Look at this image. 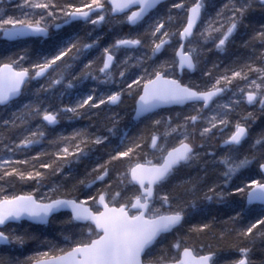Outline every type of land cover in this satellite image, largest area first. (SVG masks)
<instances>
[{"label":"snow or ice","instance_id":"1","mask_svg":"<svg viewBox=\"0 0 264 264\" xmlns=\"http://www.w3.org/2000/svg\"><path fill=\"white\" fill-rule=\"evenodd\" d=\"M162 5L165 0H18L12 5L18 15L0 7V34L5 40L51 38L48 50L38 52L36 59L24 49L0 59V182L35 185L19 193H7L0 186V264H264V255L253 258L258 245L264 253V178L231 184L253 163L264 173V126L255 134L251 130V124L264 116V0H222L213 13H207L208 0H168L163 13ZM257 10L259 21L251 18ZM174 17L180 23L172 28ZM113 20L127 24L130 31L117 35L95 58L88 53L100 47V38H92L91 31L85 36L79 31L55 36L51 32L78 22L95 29ZM238 34L246 54L235 56L231 66L216 75L211 69L203 71V76L211 77L206 84L183 82L186 71L197 69L204 51L227 52ZM173 38L178 44L174 57L157 62ZM209 44L211 48L206 47ZM140 48L149 51L134 55ZM33 80L44 81L32 92L35 99L14 107ZM89 80L93 83L85 86ZM102 85L117 87L101 90ZM57 88L60 102L54 107L46 101ZM125 93L137 97L136 118H149L147 135L129 136L125 131L113 146L110 137L118 135L119 118L110 113L103 125L107 135L80 127L49 138L48 129L60 123L62 114L68 120L91 119L121 103ZM65 94L76 99L64 103ZM242 103L252 110L233 120L232 113ZM166 105L187 106L188 111L175 117L153 115ZM33 121H38L35 126ZM229 125L228 134L220 138L221 153L205 147ZM173 138L175 143L169 145ZM45 140L51 150L28 155ZM245 145L244 154L236 155ZM98 146L105 148L107 158L91 160ZM145 148L159 155L142 161V154L148 155ZM88 160L90 166L85 164L80 173L76 166ZM117 163L126 167L116 169L113 180L110 174ZM217 166L219 177L212 178ZM192 168L195 175L184 171ZM50 177L61 182L48 187L51 195L38 196ZM235 193L245 195L247 205H259V210L234 207L223 220L213 216L189 224V233H212L220 241L232 237L225 248L201 244L196 252L187 235L180 233L190 210L204 202L231 205L226 198ZM61 211L69 213L65 222L78 230L64 235L65 246L45 239L44 251L23 258L22 253L12 254L39 237L28 228L8 225L23 221L47 225ZM233 251L234 256L222 255Z\"/></svg>","mask_w":264,"mask_h":264},{"label":"trees","instance_id":"2","mask_svg":"<svg viewBox=\"0 0 264 264\" xmlns=\"http://www.w3.org/2000/svg\"><path fill=\"white\" fill-rule=\"evenodd\" d=\"M17 2H18V0H0V7H2L9 14L18 15L19 9L12 6ZM74 2H75V0H74ZM221 2H222V0H208L207 13H213L214 9L216 7H218ZM166 5L161 7L162 13L165 11ZM173 11H175V10H173ZM251 18L253 20L259 21L261 19V13L259 12V10L254 12L252 14ZM72 31H79L81 36H85L86 32L91 31L92 38L99 36L100 47L93 48L88 53L89 58H95V57H98L100 55V52H101V49L103 46H105L109 42H112L115 39L116 36H114V31H121L122 33L125 34V33H128L130 31V28H128L125 24L116 23L115 20H113L111 23H107V22L103 23L102 25L97 26L95 29H93V27L91 25H84L83 22H79V23H74L71 26H67V27L63 28L60 31V33L72 32ZM131 31L135 32L137 30L131 29ZM242 31H244V30H242ZM55 34L56 33H53V36H55ZM143 38L145 40V37H143ZM50 39L51 38H45V39L25 38V39H22L20 41L7 42V41L1 40V37H0V59H3L5 56H7L9 54L16 53V52L20 51L21 49L26 50L27 55L31 59H36V55L38 52L43 54L48 50ZM176 46H178L177 41H176V39H173L172 44L169 45L165 49V53L166 54L170 53L172 55L173 51H171V49L175 48ZM206 47L211 48V44L207 45ZM143 51L147 52L148 49L147 48H140V49L135 50L133 54L134 55H142ZM121 54H123V52H121ZM244 54H246V50L241 47V36L238 34L236 36L234 42L229 44L227 52L220 53V52H217L215 49H212V51H204L200 56V63L198 64V67H197L195 73H193L192 75L183 76L182 80L185 83H187L189 81H193V82L199 83L201 85L206 84L211 80V77H207L206 82L201 83L199 80L201 77L198 76V74H197L198 71H201V76H202L203 71L211 69L213 72V75H216L223 70L225 65L231 66V63H232L235 56H237V55L242 56ZM148 63L151 64L152 62L149 61ZM213 63L219 64V68L212 69L211 65ZM43 82H44L43 80L38 81L36 83L31 82V84L29 85L28 89L25 91L22 98L19 101L14 103V107H19L21 104L26 103L29 100H34L35 97L32 95V92L39 86V83H43ZM92 83L93 82L90 80L86 81L85 86H90ZM106 87L107 86L102 85L101 90H104ZM59 91H60V89L57 88L55 90V94L49 93L48 94V100H50V99L55 100L56 104L58 105L60 102ZM228 95H230V94H228ZM136 98L137 97H136L135 93H133V95H128L127 93H125L123 98H122V102L119 103V105L117 107L111 106L110 109H105L106 111H108L110 113H114L123 104L128 105L130 108L127 113H117L119 120L124 118V122H121L118 124V135L116 137H110L113 146L115 144L119 143V136L122 135L125 131L128 132L129 136H137V135H140L141 133L147 135L151 131L149 118L139 122L138 124H136L134 126H132L130 124V119L132 117L131 112H132L133 104H134ZM62 99H63L64 103H69L70 101H74L76 99V96L75 95L69 96L68 94H65ZM102 108H103V106H102ZM250 110H252V109L251 108L250 109L244 108V113L246 111H250ZM92 111L95 112L96 110L93 109ZM185 112H187V111H185ZM110 113H100L99 116H92L91 119H89L88 117L85 116V117H79V118H76L73 120H68L62 114L61 119H60V123L57 124L56 126H54L53 128L48 129L49 138H51V136L56 134V133L63 132L64 134H68L72 131L73 128L86 127L89 130H91V129L93 130V128L95 126L94 129H97L98 126H101V125L103 126L105 123H107V121H105V117L108 116ZM176 113H177V111L173 110V113H158L157 115H154V116L160 117V116H168L169 114H171V115H173V117H175ZM244 113H236V111H235L232 113V119L233 120L238 119ZM258 115H259V113H258ZM37 122L38 121H33V126H35V123H37ZM96 125H97V127H96ZM262 126H264V116H260V119H258L253 125V127H259V129ZM230 128H231V125H229V129ZM198 139L200 140V138H198ZM207 142H211V140L209 139V140H207ZM205 145H209V143H206ZM51 148H52V146L47 143V140H45L40 145L34 146L33 151L29 152L28 155H32V154H34L35 151H39L40 149L51 150ZM99 149L105 150V148L103 146H98L97 151L92 154L91 160H95L96 156H99V154H98ZM42 159H47V157H42ZM91 160L85 161L84 163L77 165L76 168L78 169V171L80 173H83V171L85 170V164H88L90 166ZM251 165L257 167V165L255 163H253ZM192 174H193V172H192ZM195 174H193V175H195ZM181 175H183V173ZM210 175L213 178L215 175H217V173L213 172V173H210ZM113 176H114V174L111 173L110 178L114 179ZM253 178L254 179H260L261 177H260V175L255 174V177H253ZM53 182L59 183L61 181L57 177H50L45 182L47 187L45 189H42L41 191H39L37 193V195L38 196L39 195H45V194L51 195L52 193L48 192V187H51ZM0 183H3V182H0ZM21 184H23V183L16 182L15 185L17 186V188L12 190L9 193H12V192L19 193L20 191H22L18 188V187H23V185H21ZM29 184H31V183H26L25 187L28 186ZM95 187H97V186L94 185L92 190H94ZM81 188H82V191H89V189H85L82 186H81ZM73 195H76V193H73ZM227 200H229V198ZM234 207L237 208V210L239 207H244L242 205L240 198L237 196L234 197L231 205L223 203L220 206L214 207V206H211L210 204H208V205L204 204L201 207L203 209V211H201V209H200L193 216H191L189 219L187 218V223L184 225L183 228L180 229L181 235H187V237H188L187 243L190 246H192L196 252L201 251V249H200L201 244H203V245L212 244L213 246L219 244V245H221L222 248L227 247V245L231 242L232 237H227L224 241H220L212 233H206V234L189 233L188 232V226L191 223H195L201 219H206V218L210 219L213 216H215L218 221L223 220L228 215L232 214ZM253 208L255 209V211L259 210V208H257V207H253ZM255 211H253V213H252L253 215H255ZM67 217H68V214H65V213H60V214L56 215L55 217H53L51 219V222L47 225V227L45 229L46 234L52 236L51 241L56 243V245L58 247L59 246H65L64 235H66V234L67 235H73V234H77V232H78L76 225L65 222ZM220 226L221 225H219V224L216 225L217 228H219ZM8 227L9 228L14 227V228H17V230H22L24 228H28L29 231L34 232L39 237V239H38L39 243L38 244H35V245H26L25 244L23 246V248L20 251V254L21 253L23 254L21 256V258H23V256L32 255L31 250H33L35 253L37 251L36 249L38 248V246L43 245V243H42L43 241H41V240H45L47 238V236L45 234L38 233L36 227H33L32 225H29V224L24 223V222L19 224V225L8 226ZM58 227L66 229L61 237L56 232V228H58ZM168 239L171 240L172 237L170 236ZM29 241H31V240H29ZM234 253H235L234 251L233 252H227V253L222 252V255L231 256ZM262 255H264V253H262L259 250V245H258L257 250L254 251L253 258L256 260H259V259H261Z\"/></svg>","mask_w":264,"mask_h":264},{"label":"bare ground","instance_id":"3","mask_svg":"<svg viewBox=\"0 0 264 264\" xmlns=\"http://www.w3.org/2000/svg\"><path fill=\"white\" fill-rule=\"evenodd\" d=\"M167 2H168V0H165V5L167 4ZM186 2H188V0H186ZM162 6H164V5H162ZM161 6V7H162ZM116 19H120V17H117ZM115 22H116V20H115ZM79 23V22H78ZM117 23V22H116ZM180 23V18L179 17H174V19H173V21L171 22V27L172 28H175V27H177L178 26V24ZM128 28H130L127 24H125ZM67 26H69V25H65L64 26V28L65 27H67ZM62 29H60V30H57V29H55V28H52L51 29V32L52 33H57V32H60ZM139 31H143V29L141 28V29H139ZM124 33H122L121 31H114V36H117V35H123ZM0 37H1V40H3V41H7V40H5V39H3L2 38V34H0ZM28 38H39V39H45L44 37H28ZM25 39V38H24ZM173 39H176V38H173ZM145 40L147 41L148 40V37L147 36H145ZM176 41H177V39H176ZM7 42H13V41H7ZM168 47V46H167ZM166 47V48H167ZM177 47V46H176ZM149 51V50H148ZM147 51V52H148ZM171 51H173V53H172V55L169 53V54H166L165 53V50L164 51H162L160 54H158V57L156 58V60L159 62L160 60H171L173 57H174V55H175V53H174V48L173 49H171ZM145 52L143 51V53L142 54H144ZM124 54V53H123ZM123 54H121V53H119L118 55L120 56V57H122L123 56ZM196 71V70H195ZM195 71H193V72H185V74L183 75V76H185V75H192L193 73H195ZM197 74H198V76H200L201 78L199 79L200 80V82L201 83H205L206 82V80H207V77H205V76H203V74H202V76H201V71H198L197 72ZM177 75L179 76V73H177ZM183 78V77H182ZM117 79H119V77H117ZM39 81H41V80H39ZM32 82H38V81H36V80H33ZM108 87H112V88H115V87H117V85H108L106 88H108ZM24 95V94H23ZM22 95V96H23ZM22 96H20L18 99H17V101H19L21 98H22ZM137 99V98H136ZM225 99H227V96H225ZM17 101H15V102H17ZM136 101V100H135ZM46 102H51L52 104H53V106L55 107L57 104H56V101L55 100H47ZM119 105V104H118ZM118 105H113V107L115 106V107H117ZM244 108H247V109H250V107L249 106H247L246 104H244V103H242L239 107H238V109H237V111H236V113H244ZM129 106L128 105H126V104H123L120 108H118L117 109V111L116 112H114V113H127L128 111H129ZM173 110H176L177 112H179V113H184L185 111H188V108H187V106H181V107H174V108H165V109H162V110H159V111H157V112H155L153 115H157L158 113H173ZM100 113H110V112H108V111H106V110H104V111H101ZM132 116H133V113H135V102H134V104H133V108H132ZM123 117V116H122ZM162 117H167V116H162ZM145 119H148V117L147 116H144V117H142V118H139V119H136V120H134L133 119V117H131V119H130V124L132 125V126H134V125H136V124H138L139 122H141V121H143V120H145ZM106 121V120H105ZM121 122H124V118H122L121 120H119V122H118V124L119 123H121ZM253 125H254V123H252L251 124V130H252V132H253V134H255L256 132H258L260 129H259V127H253ZM96 127H97V125H96ZM94 128H95V126H94ZM93 128V130L91 129V130H89V131H91V132H100V133H103V134H106L107 135V132H106V130L104 129V127L101 125V126H98L97 127V129H94ZM162 130V129H161ZM229 127L228 128H225L224 129V131L221 133V132H217L212 138H210V140H211V142H207L206 141V143H209V145H205V147L207 148V147H209V146H211L218 154L219 153H221L222 151H223V148H222V146L220 145V138L222 137V136H225V135H227L228 134V132H229ZM199 138V136H197V138H196V143L197 144H199L201 141L198 139ZM168 143H169V145H171V144H173V143H175V139L173 138V139H169V141H168ZM247 150V145H245L244 146V148H242L239 152H237L236 153V155H243L244 154V152ZM145 151L148 153V155L146 156V157H144L143 156V154H142V161L144 160V159H149V160H154V157H156V156H158L159 155V153H153L152 152V150L150 149V148H145ZM201 151H203V150H201ZM98 154H99V156H102V157H104V158H107L106 157V150H98ZM124 167H126V165H124V164H121V163H117L116 165H115V169L112 171V174H114V176H113V180H115L116 179V169H119V170H123L124 169ZM184 171H186V172H193V174H195L196 173V169L195 168H192V169H186V170H184ZM219 167L217 166V170L215 171L216 173H217V175H215L213 178H216V177H219ZM255 174H257V175H260V177L261 178H264L263 177V175H262V172H261V170L258 168V166L257 167H255V166H253V165H249L247 168H245V169H242L236 176H234L233 177V179H232V181H231V184L232 185H234V186H241L243 183H245L249 178H253V177H255ZM21 185H23V187H18L20 190H22V191H30L31 190V188L32 187H34L35 185L34 184H29L28 186H26L25 187V185H26V183H23V184H21ZM0 186H2V187H4V190H5V192H7V193H9V192H11L12 190H14V189H16L17 188V186L15 185V186H12V185H6V184H3V183H0ZM97 187L99 186V184H97L96 185ZM47 187V185L45 184V186L44 187H41V189H40V191L42 190V189H45ZM173 187V185L172 184H169V185H167V188L170 190L171 188ZM235 196H237V197H239L240 198V200H241V202H242V205L244 206V207H257V208H259L260 206L259 205H253V206H248L247 205V200H246V196L245 195H243V194H240V193H235L232 197H228L229 198V200L230 201H232L233 199H234V197ZM228 198H226V199H228ZM204 204H206V205H208V204H210L211 206H214V207H216V206H220L221 204H223V203H216L215 201H213V202H204V203H202L201 204V206H200V208H197V209H191L190 210V215H189V217H188V219L191 217V216H193L197 211H199L200 209H201V207L204 205ZM55 217V216H54ZM48 225V224H47ZM47 225H33V227H36L37 228V232L38 233H40V234H45L46 236H47V240H51V237L52 236H50V235H47L46 234V231H45V229H46V227H47ZM61 226V225H60ZM66 229H63V228H60V227H58V228H56V232H57V234L61 237L62 235H63V233H64V231H65ZM67 235V234H66ZM41 241H44V240H41ZM39 243V240L37 239V240H31V241H28L27 243H26V245H35V244H38ZM0 248H3V246H0ZM37 251H44V250H46L45 249V246H44V244L41 246V245H39L38 246V248L36 249ZM200 250V249H199ZM20 251H21V249H18V250H13V253L12 254H15V255H20ZM32 251V254H34V251L33 250H31ZM36 251V252H37ZM234 255H236V253H234V254H232L231 256H234Z\"/></svg>","mask_w":264,"mask_h":264},{"label":"water","instance_id":"4","mask_svg":"<svg viewBox=\"0 0 264 264\" xmlns=\"http://www.w3.org/2000/svg\"><path fill=\"white\" fill-rule=\"evenodd\" d=\"M2 38H3V36H2ZM4 39V38H3ZM135 107H136V104H135ZM174 107H181V105H166V106H161V107H159L158 109H156L155 111H154V113L155 112H157V111H159V110H162V109H165V108H174ZM153 113V114H154ZM133 119L134 120H136L137 118H136V113H133ZM142 118V117H141ZM262 175H263V177H264V173H262ZM247 203V202H246ZM60 213H68L67 211H61ZM60 213H57V214H60ZM56 214V215H57ZM69 214V213H68ZM23 222H26V223H29L30 224V222H28V221H23ZM31 225H37V224H31ZM39 225V224H38Z\"/></svg>","mask_w":264,"mask_h":264}]
</instances>
